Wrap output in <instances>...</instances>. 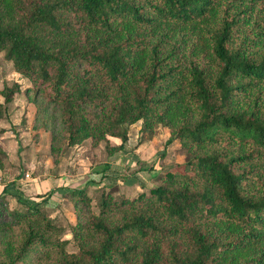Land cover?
Returning <instances> with one entry per match:
<instances>
[{
    "label": "trees",
    "instance_id": "1",
    "mask_svg": "<svg viewBox=\"0 0 264 264\" xmlns=\"http://www.w3.org/2000/svg\"><path fill=\"white\" fill-rule=\"evenodd\" d=\"M0 51L67 144L120 148L140 120L187 152L147 193L102 192L71 239L0 193V264H264V0H0Z\"/></svg>",
    "mask_w": 264,
    "mask_h": 264
},
{
    "label": "rangeland",
    "instance_id": "2",
    "mask_svg": "<svg viewBox=\"0 0 264 264\" xmlns=\"http://www.w3.org/2000/svg\"><path fill=\"white\" fill-rule=\"evenodd\" d=\"M14 82L19 90L4 103L0 117V170L4 174L2 189H7L6 207L23 210L27 204L38 206L62 226L63 238L71 239L69 222L98 211L102 192L108 190L116 199L147 193L150 186L160 183L164 170L187 157L176 137L166 142L168 127L156 124L144 130L140 120L124 123L126 137L120 148H110L120 142L119 137L110 135L105 140L93 142L86 137L67 144L56 108L41 96L31 98L30 80L14 70L0 51V89ZM74 188L83 189L84 201L71 191ZM2 241L0 235V247ZM66 248L74 249L70 240ZM30 261L49 264L42 258Z\"/></svg>",
    "mask_w": 264,
    "mask_h": 264
},
{
    "label": "crops",
    "instance_id": "3",
    "mask_svg": "<svg viewBox=\"0 0 264 264\" xmlns=\"http://www.w3.org/2000/svg\"><path fill=\"white\" fill-rule=\"evenodd\" d=\"M1 171H2V169L0 170V193H5L7 195V193H6L7 189L6 190L5 189L4 190L2 189V184H3L2 179L4 177V174L3 173L1 174ZM8 191L9 192H12V190H9V189H8Z\"/></svg>",
    "mask_w": 264,
    "mask_h": 264
}]
</instances>
